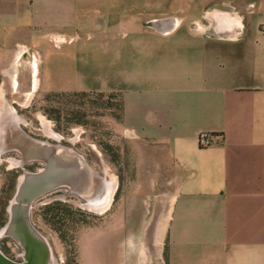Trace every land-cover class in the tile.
<instances>
[{
    "label": "crops",
    "instance_id": "0c3cea01",
    "mask_svg": "<svg viewBox=\"0 0 264 264\" xmlns=\"http://www.w3.org/2000/svg\"><path fill=\"white\" fill-rule=\"evenodd\" d=\"M178 1L203 5L196 26L177 27L167 0H0V104L26 107L34 82L33 97L119 94L140 182L118 198L117 238L160 237L142 264H264V0ZM78 31L102 50L98 85L75 79ZM105 179L110 206L118 182Z\"/></svg>",
    "mask_w": 264,
    "mask_h": 264
},
{
    "label": "rangeland",
    "instance_id": "374dc122",
    "mask_svg": "<svg viewBox=\"0 0 264 264\" xmlns=\"http://www.w3.org/2000/svg\"><path fill=\"white\" fill-rule=\"evenodd\" d=\"M137 1L142 8L145 1L158 4L165 0ZM167 1L171 3L167 5L165 11L180 19L177 27H191L193 20L201 18L204 7L198 3L199 1L190 4L188 12L185 11L187 5L184 1L183 3L178 0ZM129 6L126 5L124 8L126 15L133 14L129 12L131 9ZM160 12L161 10H158L156 16L161 15ZM90 13L93 19L99 14L92 10ZM147 23L155 25L152 21ZM200 23L202 26H212L208 20H201ZM74 36L78 47L75 79L78 83L86 81L91 86L98 85L102 50L100 45L95 43L96 36L87 31H78ZM41 71L44 78V72L47 71L45 65ZM41 92H36L30 102L24 100L26 106L24 108L11 106L24 123L17 126L10 122L5 127L3 142L7 151L3 153L0 162V230L10 221L8 209L19 193V178L27 172L21 190L35 189L38 179L46 180V174L52 166L60 164L58 156H63L61 153L66 151H61L58 147L68 148L71 149L68 154L82 158L99 177L116 178L118 186L112 205L106 212H97L89 208L88 195L84 192L56 182L31 197L27 215L28 225L47 241L56 264H117V261L124 264L121 256L124 255L125 246L127 251L129 248L132 249V264H142L146 258L143 259L142 246L146 248L147 257H154L156 250L152 247L158 244L159 236L150 245L124 244L117 238L118 198L125 188L134 187L140 182L131 179V172L135 169L130 159L132 149L121 133L120 95L101 92L51 94ZM41 119L46 121L48 131L53 130L61 137L60 140L47 135L50 131L48 133L45 131ZM35 141L49 145L52 155L49 158L48 155L45 158L36 156L35 152H40V146L30 145ZM25 155L28 156L26 159ZM9 158L24 162L19 167L12 168L8 162ZM53 159L55 161H52ZM78 174L84 175L81 168ZM151 183L156 187H163L164 181ZM108 237L109 245L104 249V252L108 250V254L103 259L102 245L103 248L106 247L105 239ZM26 247L11 236L0 237V252L14 264L26 262L25 256L28 251ZM117 255L120 256V260H116Z\"/></svg>",
    "mask_w": 264,
    "mask_h": 264
},
{
    "label": "flooded vegetation",
    "instance_id": "af4514ba",
    "mask_svg": "<svg viewBox=\"0 0 264 264\" xmlns=\"http://www.w3.org/2000/svg\"><path fill=\"white\" fill-rule=\"evenodd\" d=\"M12 112L19 119H22L20 116L17 115V113L14 110H12ZM22 123H24L23 119L21 120L20 124H22ZM47 135L52 139H56V140L61 139V137L59 135H57L56 133H54L53 130H50V132ZM35 143L43 144L44 146L51 149V147L49 145L42 143L40 141H35ZM58 149H61V151L62 150L66 151V152H62L61 154L63 156L65 155V157H68L69 159L73 160L74 164L71 163L70 166H65L62 170H57L56 168L59 164H54L52 166V168L50 169V171L46 174V180L42 181L41 185H39L38 188H41L44 186L48 188V185H52L55 182H56V184H62V185H67L69 187H73L75 190H80L81 192H84L86 195H88L87 206L89 208H91L97 212H106L112 204L109 206L108 201H106L105 203L103 202L102 205H100V206L98 204V202L100 200L99 195L101 194V191H103L104 185H106L105 177H99L96 174V172H94L91 168H89L86 165V163L84 162V160L82 158L68 154V151L71 152V149L62 148V147H58ZM6 151H7V148L3 149L0 147V162L2 161L3 153H5ZM35 155H36V153H35ZM36 156H38V155H36ZM27 157L28 156L25 155L24 159H26ZM52 161H55V159H53ZM8 162L12 168H16V167H19L24 161L17 160L14 158H9ZM72 164H73V166H71ZM75 164H78L81 167V169L84 171L83 176H80L78 174L77 170H75V168H76ZM25 177H27V172L24 175H22L18 180V184H20L19 187H21V188L23 187V182H24ZM19 181H20V183H19ZM91 183H93V184L95 183V188H94V192L90 195V194H87L85 192V190H86V188H88L90 186ZM27 202H28V200L26 199V197L23 196V194L20 191V195L18 197V200L16 201L17 206L19 207L20 205L21 206L25 205L26 207H20V208H23L26 210L27 209ZM20 208L18 210L16 209L15 211L20 212L19 211ZM27 211H28V209H27ZM16 212L14 213V216H13L17 222L15 224L17 225V227L19 225L23 226L22 232H24V238L19 233L14 232V231H9L6 233L4 231L0 232V237L8 235V236L14 237L24 247L27 246L26 250H28V251H27L26 256H25L26 264H56L52 254H51L50 246L48 245L47 241L43 237L39 236L28 225L27 213H25L24 217L21 218L22 216H18Z\"/></svg>",
    "mask_w": 264,
    "mask_h": 264
},
{
    "label": "bare ground",
    "instance_id": "6f19581e",
    "mask_svg": "<svg viewBox=\"0 0 264 264\" xmlns=\"http://www.w3.org/2000/svg\"><path fill=\"white\" fill-rule=\"evenodd\" d=\"M36 87H37V83L34 82L33 86H32V90L27 96V101L30 102L31 98L33 97L32 95H33V92H34ZM1 96H2V93H1ZM12 119H14V114H13L9 104L7 103V101L4 98H2L1 99V104H0V133L2 134L3 140L5 138L4 137L5 136V131H6L5 127L10 123V121H12ZM41 120H42L43 126L45 128V131L48 133L50 130L48 131V126L46 125V121L44 119H41ZM3 145H4V142L0 141V147L3 148V149H6V146L5 145L3 146ZM30 145H31V147H39L40 146L39 147L40 148V152H35V153H36V155H40L42 158L47 157V155H48V158H49L52 155V154L50 155L51 149L46 147V146H44L43 144L34 142V143H31ZM58 161L60 162V164L57 166V168H56L57 170H62L65 166H70L71 163L74 164V161L69 159L68 157H65V155L64 156H58ZM73 164L71 166H73ZM75 167L77 168V169L75 168V170H77V172L81 168L78 164H75ZM19 183H20V181H19ZM18 186H20V184H18ZM45 188H47V187L44 186V187H41L40 189L42 191ZM94 188H95V183L94 184L91 183L90 186L88 188H86L85 192L87 194L91 195L94 192ZM20 189H21V187H19V193L14 198V200L11 202V205L9 206V209H8L10 211V214H11V223L6 225V226H4L0 230V232L4 231L6 233V232H9V231H14V232L19 233L24 238V232H22L23 231V229H22L23 226L19 225L17 227V225L15 224L17 222H16V220L13 217L14 213L16 212L15 211L16 209L18 210L20 207H26L25 205L24 206L20 205L18 207L17 204H16V201L18 200V197L20 195V191H21ZM106 189L103 188V191H101V194L99 195V197H100V200L98 202L99 206L102 205L103 202L105 203L106 201H108V199L110 200V197L108 198V195L106 193ZM31 199H29L28 202H27V209L29 207V201H31ZM27 209L25 210L23 208H20V210H19L20 212L17 211L16 213H17L18 216H22L21 218H23L25 213H27V215H28ZM0 257H2L5 260V257H3L1 253H0ZM2 258H0V259H2ZM9 264H11V263H9Z\"/></svg>",
    "mask_w": 264,
    "mask_h": 264
},
{
    "label": "water",
    "instance_id": "95a60500",
    "mask_svg": "<svg viewBox=\"0 0 264 264\" xmlns=\"http://www.w3.org/2000/svg\"><path fill=\"white\" fill-rule=\"evenodd\" d=\"M42 179H38V182L36 183V185L34 186L35 187V189H32V190H30V191H26V188H24V189H22L21 190V193L23 194V196L24 197H26V199L27 200H29L31 197H33V196H35L37 193H40L41 192V189L40 188H38L39 187V185H41V183H42ZM44 190V189H43ZM11 205V204H10ZM10 212V211H9ZM10 221H9V223L8 224H10L11 223V214H10V219H9ZM25 221V220H24ZM25 223V222H24ZM7 224V225H8ZM2 256L4 257V255L2 254ZM0 258H2V257H0ZM1 261H0V264H9V263H11V264H14L13 262H11V261H9L7 258H5V260L2 258V259H0ZM23 264H26V262L25 263H23Z\"/></svg>",
    "mask_w": 264,
    "mask_h": 264
},
{
    "label": "built area",
    "instance_id": "2783aa9c",
    "mask_svg": "<svg viewBox=\"0 0 264 264\" xmlns=\"http://www.w3.org/2000/svg\"><path fill=\"white\" fill-rule=\"evenodd\" d=\"M212 144V137L208 134H202L200 137V146L207 147Z\"/></svg>",
    "mask_w": 264,
    "mask_h": 264
}]
</instances>
